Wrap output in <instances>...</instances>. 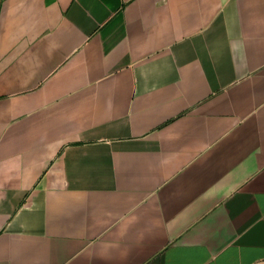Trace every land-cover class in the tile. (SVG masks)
<instances>
[{
  "label": "crops",
  "instance_id": "obj_1",
  "mask_svg": "<svg viewBox=\"0 0 264 264\" xmlns=\"http://www.w3.org/2000/svg\"><path fill=\"white\" fill-rule=\"evenodd\" d=\"M0 264H264V0H0Z\"/></svg>",
  "mask_w": 264,
  "mask_h": 264
}]
</instances>
